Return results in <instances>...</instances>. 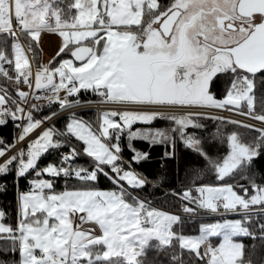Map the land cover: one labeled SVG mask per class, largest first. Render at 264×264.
<instances>
[{
  "label": "snow or ice",
  "instance_id": "1",
  "mask_svg": "<svg viewBox=\"0 0 264 264\" xmlns=\"http://www.w3.org/2000/svg\"><path fill=\"white\" fill-rule=\"evenodd\" d=\"M44 32L62 38L47 63L38 59ZM0 76L10 82L0 84V125L19 129L12 142L0 136V175L30 177L15 223L0 208V264H164L161 255L167 264H264V0H0ZM92 104L102 105L96 117L78 114ZM65 113L63 128L52 123ZM205 119L220 122L208 138L225 143L224 154L213 157L187 130L207 131ZM158 120L167 123L132 127ZM134 138L163 144L161 159L184 167L188 186L170 190L179 212L142 194L149 179L132 166L151 151ZM181 141L192 150L182 158ZM65 146L59 163L39 165ZM80 155L90 163H75ZM208 173L214 182L197 183ZM101 174L114 187L97 186ZM198 213L221 218L186 233Z\"/></svg>",
  "mask_w": 264,
  "mask_h": 264
},
{
  "label": "trees",
  "instance_id": "2",
  "mask_svg": "<svg viewBox=\"0 0 264 264\" xmlns=\"http://www.w3.org/2000/svg\"><path fill=\"white\" fill-rule=\"evenodd\" d=\"M23 39V38H22ZM40 47V46H39ZM31 59L32 65L34 68L37 67V60H33L32 53L28 52ZM38 59L42 62V51L41 49L38 51ZM14 68V67H13ZM7 81L4 77L0 76V84H4ZM10 83V82H7ZM222 90V86H220ZM217 89H213L216 91ZM39 92V91H37ZM81 97L86 100H95L96 96L91 93V90L85 92L81 90ZM71 98H75L74 96ZM48 109H43L38 115L47 114ZM78 114L80 116L85 117L86 119H92L96 117L97 111L95 110H79ZM67 115H64L57 120L53 121L57 127L63 128L66 123ZM207 127V131H201L197 128H188L189 132L198 133V137L206 138V148L210 151V155L213 157L222 155L226 152L227 145L219 140H211L208 138V133L214 131L217 125L220 123L219 121L212 119H205L203 121ZM223 128L227 130H232L230 124L221 125ZM19 131L17 127H15L14 122L9 119L6 125H0V136H3L7 139L8 142H12L13 136ZM73 141L75 142V137H73ZM128 140L125 139V136L122 138V144L124 145V149L122 155L126 158H131L132 153L127 148ZM133 144L137 149L150 150L151 151V159L145 161H141L139 163H134L133 168L141 172L144 176H147L149 179V183L143 187V195L148 196L149 199L153 201L156 206H160L165 210H170L174 212L180 211V201L170 192L171 189H175L177 192L181 191L182 187L188 186L189 181L185 179V169L181 167L177 159H171L170 161L165 159L162 160L164 152V145L157 143L152 145L149 148V142L145 140H134ZM68 151L67 146L60 149H50L47 153H44L39 158V165L44 166L48 162L59 163V154L61 152ZM185 151H192L191 149H186L183 142H179L178 155L180 158L183 157ZM90 157L87 155H80L75 159V163L88 165L90 163ZM201 159H203L201 157ZM203 166L202 164L200 165ZM126 167V166H125ZM256 167L264 171V156L258 158L256 160ZM45 177L52 178L50 174H43ZM29 176H25L23 178H19L17 182V178L15 176V169L8 172L7 174L0 175V183L6 181V189L0 190V208H3L7 212V216L4 218L6 223H15L16 219V206H17V196L19 190H28L29 188ZM159 180V183L153 185L152 181ZM215 176L211 173H208L204 178L198 179L197 183L201 182H214ZM229 182V181H225ZM240 183H247V181L241 180ZM97 186L101 188H112L114 187L112 181L105 177L104 175H100ZM55 188L57 190H61L63 188V178L57 179L55 183ZM239 191V189H237ZM201 213L195 215V218L192 220H187L184 225V230L188 234H196L199 231V225L203 222H208L214 219H220V216H199ZM235 216V215H234ZM245 242H249L247 239ZM3 255V254H0ZM160 259L164 261V264H167V257L164 255L160 256Z\"/></svg>",
  "mask_w": 264,
  "mask_h": 264
},
{
  "label": "rangeland",
  "instance_id": "3",
  "mask_svg": "<svg viewBox=\"0 0 264 264\" xmlns=\"http://www.w3.org/2000/svg\"><path fill=\"white\" fill-rule=\"evenodd\" d=\"M61 40H62V38L59 36L58 33H52V32H44V33H42V40H41V43H40V49L42 51V62L43 63H47L49 60H51L56 55L57 51L59 50V47H60V44H61ZM26 55L29 57L30 67H31V59H30L29 53H26ZM55 64H56V61H53V65H55ZM21 89L27 91V89H25V88H21ZM90 110H92V109H90ZM166 123L167 122L163 121V120L154 121V122H152L150 124L149 123H145V122H135L132 127H133V129H135V128H147V127H162V126H165ZM189 128H195V127H191L190 126ZM124 136H125V139L128 140L127 135L125 134ZM134 140H143V139L142 138H134L133 141ZM133 141H132V143H133ZM44 178H49V177H45L44 176ZM199 216L205 217V216H219V215L201 213ZM229 218H236V217L232 216V217H229ZM215 220L216 219L208 221V222H203V223H210V222H214ZM3 222H5L4 219H3ZM218 242H219L218 239L214 240V243H218Z\"/></svg>",
  "mask_w": 264,
  "mask_h": 264
},
{
  "label": "built area",
  "instance_id": "4",
  "mask_svg": "<svg viewBox=\"0 0 264 264\" xmlns=\"http://www.w3.org/2000/svg\"><path fill=\"white\" fill-rule=\"evenodd\" d=\"M31 68H32V70L34 71V67H33V65L31 66ZM11 71L14 72V68H13ZM19 87H21V88H25V89H27V91H29L28 86H27L26 84H24V83H20V84H19ZM33 87H34V82H33ZM100 107H102V105H99V104H92V105H89V106H87V107H79V106H78V107H77V111H79V110H90V109H92V110H97V109L100 108ZM218 114H220V115H224V116H228V115H230L231 113H230L229 111H227V110H220ZM64 115H67V114H66V113H65V114H61L60 117H62V116H64ZM60 117H59V118H60ZM236 118H238V119H247L250 123H258V121H254V120H251V119H249V118H247V117L240 116V115H237ZM52 123H53V121H52ZM18 147H19V145H18ZM2 159H3V158H1L0 160H2ZM125 166H127V165H125ZM185 202H187V201H185Z\"/></svg>",
  "mask_w": 264,
  "mask_h": 264
},
{
  "label": "crops",
  "instance_id": "5",
  "mask_svg": "<svg viewBox=\"0 0 264 264\" xmlns=\"http://www.w3.org/2000/svg\"><path fill=\"white\" fill-rule=\"evenodd\" d=\"M28 53V52H27ZM30 56V55H29ZM30 59H31V57H30ZM31 66H32V59H31ZM35 70H36V68H34V71L33 72H35ZM36 91H40V90H36ZM2 157H0V159H1Z\"/></svg>",
  "mask_w": 264,
  "mask_h": 264
}]
</instances>
